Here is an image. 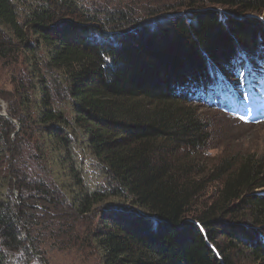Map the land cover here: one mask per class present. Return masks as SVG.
<instances>
[{"label":"trees","instance_id":"trees-1","mask_svg":"<svg viewBox=\"0 0 264 264\" xmlns=\"http://www.w3.org/2000/svg\"><path fill=\"white\" fill-rule=\"evenodd\" d=\"M176 2L0 0V63L27 74L0 116V264H50V248L93 264H264V158L194 172L180 154L212 137L193 99L245 82L244 55L263 61L264 29L242 17L264 0Z\"/></svg>","mask_w":264,"mask_h":264},{"label":"rangeland","instance_id":"rangeland-1","mask_svg":"<svg viewBox=\"0 0 264 264\" xmlns=\"http://www.w3.org/2000/svg\"><path fill=\"white\" fill-rule=\"evenodd\" d=\"M78 1L95 8L100 7L107 11L126 14L127 10L131 8H135L140 13L148 8L159 9V7H166L172 3L176 4L178 0ZM214 9L216 12L227 10L219 7ZM249 17L257 19L264 29V16L249 14L243 16L242 19ZM144 21H147V18ZM262 54H264V50ZM243 57L247 65V73L243 76L245 82L241 79L238 80L237 75H235L232 80H234L237 87L229 89L228 86L233 83L220 77L217 81L211 83L212 92L210 95L214 97L213 101H207L208 104H206V100L196 96V99H193L195 103L190 104L207 124L208 133L212 136L208 148L202 154L180 153L183 158H187L188 163L194 168V172L198 170L210 172V167L217 163L218 159L226 158L228 155H232L235 159L243 154H254L264 158V59L258 66L246 55ZM207 69L213 70L210 65ZM19 72L20 76L27 77L23 65L17 66L14 71L11 62L4 61L0 63V114L5 116L7 115L8 101L13 99L11 83L12 80L19 77L17 76ZM250 80L252 81L250 82ZM254 82H256L255 85ZM215 93L218 98L215 97ZM232 107H235L234 111L230 110L233 109ZM13 123L17 130L18 123L16 121H13ZM201 176H206V174ZM205 192V194L202 193L204 196L196 201L197 208L210 201V195L214 193V185L209 184ZM189 218L192 219L191 216ZM247 229L251 230L249 227ZM262 241L264 242V239ZM36 258L39 259L40 255H36ZM46 258L50 260V264H93L89 259L74 250L57 251L50 248V250H47ZM237 264H252V262L246 257H237Z\"/></svg>","mask_w":264,"mask_h":264},{"label":"water","instance_id":"water-1","mask_svg":"<svg viewBox=\"0 0 264 264\" xmlns=\"http://www.w3.org/2000/svg\"><path fill=\"white\" fill-rule=\"evenodd\" d=\"M0 116H5L4 114H0Z\"/></svg>","mask_w":264,"mask_h":264},{"label":"bare ground","instance_id":"bare-ground-1","mask_svg":"<svg viewBox=\"0 0 264 264\" xmlns=\"http://www.w3.org/2000/svg\"><path fill=\"white\" fill-rule=\"evenodd\" d=\"M254 83H256V82H254ZM236 88V87H235ZM252 100V99H251Z\"/></svg>","mask_w":264,"mask_h":264}]
</instances>
